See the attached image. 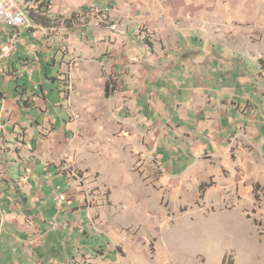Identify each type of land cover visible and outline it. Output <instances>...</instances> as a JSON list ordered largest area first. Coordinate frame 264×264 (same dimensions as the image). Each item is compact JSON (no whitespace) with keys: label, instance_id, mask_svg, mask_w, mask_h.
Wrapping results in <instances>:
<instances>
[{"label":"rangeland","instance_id":"374dc122","mask_svg":"<svg viewBox=\"0 0 264 264\" xmlns=\"http://www.w3.org/2000/svg\"><path fill=\"white\" fill-rule=\"evenodd\" d=\"M31 1L17 0L25 12L26 8H35L41 0ZM48 1L51 4V0ZM209 4L207 12L212 24L217 27L214 31L218 33L198 34L192 38L191 49L178 48L176 53L178 57L182 54L187 55L184 58H194L197 63L204 60L205 71L210 69V60L215 63L222 70L223 92L232 96L223 93L224 98L229 100L226 108L228 112L239 113L242 119L238 124L243 126L244 136H248L247 123L250 119L246 114L251 109L257 115L255 121L260 129V135L252 145L241 143L240 139L235 142L236 137L230 136L233 132L223 135V145L229 149L223 151V162H209L214 175L203 180L206 184L214 183L213 190H209V204L199 196L196 182L186 176L180 180L173 176L186 163L178 166L170 162L166 150L162 152L164 169L172 176L168 182L159 183L164 170L148 137L152 132L151 125H156L158 119L148 124L150 113L145 116V110L142 113L139 111L143 107L140 99L135 100L134 96L126 94L132 92L129 76L132 79L136 77L142 84L139 85L141 88L149 85V80L160 74L161 68L168 67L167 54L172 46L163 47L159 43V35L157 37L153 31L150 34L144 32L146 20H141L139 24H127L131 36L125 34L118 29V19L103 16L97 5H89L85 11L81 9L73 14V29H45L30 23L27 27L30 41L38 47L35 55L51 56L46 60L48 71L57 78L59 93L51 89L50 81L45 77L42 79L48 90L46 100L50 105L46 114L61 116L52 105L53 100H60L59 94L63 100L59 105L67 108L70 114L68 120L72 122L66 145L51 162L67 175L69 181L56 188L55 201L57 203L61 194L65 197L63 203L80 197L79 200L94 211V218L101 206L116 207L115 212L122 213V202L126 205L122 220L131 223H146L160 205L169 214L171 224V227L163 228L161 234L203 238L209 264H222L219 257L221 249L226 264H264V66L259 62L264 57V0H211ZM46 13L48 15V11ZM50 17L60 22L57 14ZM88 21L99 27H115L114 46L107 44V35L99 41L91 39L90 34L80 35L77 29L81 23L87 24ZM189 41V38H183L185 45ZM46 45L49 47L44 48ZM46 49L51 51L49 55ZM155 54L161 57L153 67L149 56ZM212 73L221 74L213 70ZM19 80L22 81V78ZM236 82H239L238 88L231 87ZM37 85L40 84L37 82ZM1 86L8 100L11 99L15 94V82L4 81ZM233 99L234 103L241 104L237 106L238 111L230 102ZM24 112L26 118L43 121V113L36 108L24 109ZM141 116L148 118V122L143 121ZM24 156L40 174V163H34L35 153L27 152ZM0 161L6 164L8 180L13 185L23 173L20 168L23 163L3 156ZM44 167L47 168L46 164ZM70 187L73 188L71 192L67 191ZM155 190L161 196L159 203ZM220 196H223L222 204L215 205L219 203L217 198ZM193 211L208 217L196 216ZM73 216V213L65 214L63 219L70 220ZM49 219L51 217L47 216L46 220ZM120 230L132 234L136 232L130 227H120ZM95 237H87L85 241L94 243ZM0 243V252L5 250L7 255L19 251L18 245H6L1 236Z\"/></svg>","mask_w":264,"mask_h":264},{"label":"crops","instance_id":"0c3cea01","mask_svg":"<svg viewBox=\"0 0 264 264\" xmlns=\"http://www.w3.org/2000/svg\"><path fill=\"white\" fill-rule=\"evenodd\" d=\"M210 2L211 0H51L48 15L46 13L48 17L57 14L61 20L62 27H52L73 29V14L81 9L85 11L89 5H97L103 16H115L118 19V29L125 34L129 35L127 24H139L141 20H146L144 32L150 34L153 31L156 36L159 35V43L163 47L172 46L167 54L168 67L161 68L160 74L152 79L150 77V84L141 88L139 85L142 84L137 78L132 79L129 76L132 92L126 94L134 96L135 100L140 99L143 106L139 110L141 113L143 110L145 116L150 113V120L141 116L143 121L149 120L150 124L158 119L156 125H151L152 132L148 137L164 170L159 183L168 182L172 176L164 169L162 152L166 150L170 162L177 163L178 166L186 163L173 176L178 180L186 176L196 182L198 185L195 188L198 186L199 196L208 204L211 203L210 193L214 183L206 184L203 180L214 175L209 166L211 160L223 162V151L229 149L223 145L224 136L233 132L230 136L236 137L235 142L240 139L241 143L248 142L252 145L253 140L260 135L258 123L255 121L257 115L251 109L246 114L250 119L246 137L250 138L243 140L246 138L243 126L238 124L242 118L236 111L228 112L226 108L229 100L224 97L230 94L225 95L226 92H223L225 87L222 70L215 63L210 60V69L205 71L204 60L197 63L194 58H184L187 55L182 54L178 57L176 53L178 48L191 49L192 38L198 34L218 33L214 31L217 27L212 24L210 13L207 12ZM106 8L108 10L104 11ZM65 19L70 20V26H63L62 21ZM93 24V21L81 23L78 33L87 36L90 34V38L97 41L103 40L107 35V44L114 46L113 34L116 28ZM27 29L19 31L21 41L11 55L0 60V158L3 156L12 161L16 159L24 165H20L23 173L20 171V178L12 185L8 180L6 164L3 165L0 161V236L6 245L19 246V251L13 255H7L5 250L0 252L2 264H209L203 238L161 234V230L171 227V224L169 214L160 205L146 223L124 222L122 217L126 212V205L122 202V213L115 212L116 207L101 206L96 218L93 217L94 211L80 201V197L70 198L57 205L56 188L69 181L67 175L51 162L66 145L72 122L68 120L70 114L67 108L59 105L63 101L59 94L60 100H53L52 105L61 116L58 118L54 114H46L50 105L46 100L48 90L42 82L43 77L52 83L51 89L59 93L56 89L57 78L53 73L49 74V64L46 63L51 58V51L46 49L49 56L39 54L41 59L28 51L25 44L31 43V37ZM11 32L9 26L0 23V44ZM186 37L190 41L185 45L183 38ZM128 46L130 45L126 47ZM160 57L156 54L149 56L153 67L156 61H160ZM212 70L221 74H213ZM18 72H22V76H18ZM4 81L15 82V94L9 100L1 86ZM37 82L40 85L35 88ZM136 82L139 84L133 85ZM30 84L31 88H28ZM238 86L239 82H236L231 87ZM246 101L249 103L250 99L247 98ZM230 102L238 111L237 106L241 104L234 103V99ZM135 104L137 101L134 106ZM29 108L42 112L43 121L26 118L24 109ZM27 152L35 153L34 163H40V174L37 173L36 166L26 161L24 154ZM202 184L205 186L201 189ZM72 190L70 187L67 191ZM201 192H204L203 195ZM155 194L159 203L160 193L155 190ZM217 199L219 203L215 205H221L223 196ZM69 213L74 214L73 218L64 220L65 214ZM192 213L208 217L201 215V212ZM187 215L191 216L190 213ZM47 216L51 217L49 221L46 220ZM120 227H130L136 232L132 234L120 230ZM90 236H97L94 243L85 241ZM219 255L221 263L223 249Z\"/></svg>","mask_w":264,"mask_h":264},{"label":"built area","instance_id":"2783aa9c","mask_svg":"<svg viewBox=\"0 0 264 264\" xmlns=\"http://www.w3.org/2000/svg\"><path fill=\"white\" fill-rule=\"evenodd\" d=\"M0 23L9 26L12 29L9 37L0 44V60L6 59L14 51L18 42L21 41L19 31L27 28L29 24L24 17V10L13 0H0ZM28 51L35 53L38 49L35 42L25 44ZM22 72H18V76H22ZM37 84L34 85L37 88ZM74 115V113L72 112ZM64 194L58 197L57 205L63 203ZM53 224V223H52Z\"/></svg>","mask_w":264,"mask_h":264},{"label":"trees","instance_id":"16d2710c","mask_svg":"<svg viewBox=\"0 0 264 264\" xmlns=\"http://www.w3.org/2000/svg\"><path fill=\"white\" fill-rule=\"evenodd\" d=\"M27 2H32L31 0H26ZM39 2V0H36ZM50 6V3L48 0L45 2L43 0L40 1L38 5H36L35 8H26V13L31 20L33 24L36 25H41L43 27H52V26H59L61 24L60 22L56 21V19H53L51 17H48L46 15V11L48 10ZM70 20L65 19L62 21L63 26L67 27L69 25ZM259 62L261 63L262 66H264V57H261L259 59ZM205 186V184L201 185V189ZM225 257V256H224ZM223 257L222 264H226V258Z\"/></svg>","mask_w":264,"mask_h":264},{"label":"bare ground","instance_id":"6f19581e","mask_svg":"<svg viewBox=\"0 0 264 264\" xmlns=\"http://www.w3.org/2000/svg\"><path fill=\"white\" fill-rule=\"evenodd\" d=\"M13 1H17V0H13ZM24 17H25V20L29 23V24H27V27H28L30 25V23H31V20L29 19V17L27 15V13L25 12V10H24Z\"/></svg>","mask_w":264,"mask_h":264}]
</instances>
